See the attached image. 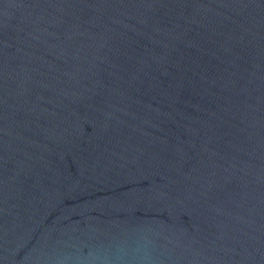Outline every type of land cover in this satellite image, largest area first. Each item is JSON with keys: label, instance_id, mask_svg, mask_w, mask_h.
I'll use <instances>...</instances> for the list:
<instances>
[{"label": "water", "instance_id": "95a60500", "mask_svg": "<svg viewBox=\"0 0 264 264\" xmlns=\"http://www.w3.org/2000/svg\"><path fill=\"white\" fill-rule=\"evenodd\" d=\"M0 264H264V0H0Z\"/></svg>", "mask_w": 264, "mask_h": 264}]
</instances>
